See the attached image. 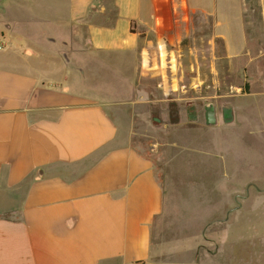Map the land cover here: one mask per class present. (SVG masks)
I'll use <instances>...</instances> for the list:
<instances>
[{"label":"crops","instance_id":"obj_1","mask_svg":"<svg viewBox=\"0 0 264 264\" xmlns=\"http://www.w3.org/2000/svg\"><path fill=\"white\" fill-rule=\"evenodd\" d=\"M98 1H0V264H181L153 253L164 192L129 139L133 114L198 87L205 65L256 71L242 0ZM197 117L221 177L232 137L264 144V91L204 103ZM257 158L251 170L264 171Z\"/></svg>","mask_w":264,"mask_h":264},{"label":"rangeland","instance_id":"obj_2","mask_svg":"<svg viewBox=\"0 0 264 264\" xmlns=\"http://www.w3.org/2000/svg\"><path fill=\"white\" fill-rule=\"evenodd\" d=\"M242 1L248 50L258 59L252 67L256 71L243 77L241 66L229 73L220 62L213 76L205 65V79L198 87L187 85L170 101L140 104L133 114L129 139L152 158L164 192L163 212L155 219L153 253L165 261L176 256L181 264H264V171H252L249 164L264 154V144L244 149L232 137L231 156L224 153L221 158L229 173L221 177L216 138L211 130L197 129L200 117L189 118L204 103H226L234 95L264 91V0ZM95 6L112 9L111 0H99ZM113 83L92 84L111 90ZM189 102L195 106L184 107ZM122 117L132 118L130 113ZM255 133L261 138L259 131Z\"/></svg>","mask_w":264,"mask_h":264},{"label":"built area","instance_id":"obj_3","mask_svg":"<svg viewBox=\"0 0 264 264\" xmlns=\"http://www.w3.org/2000/svg\"><path fill=\"white\" fill-rule=\"evenodd\" d=\"M2 49V45L0 44V50Z\"/></svg>","mask_w":264,"mask_h":264},{"label":"water","instance_id":"obj_4","mask_svg":"<svg viewBox=\"0 0 264 264\" xmlns=\"http://www.w3.org/2000/svg\"><path fill=\"white\" fill-rule=\"evenodd\" d=\"M1 1V0H0ZM211 107V106H210Z\"/></svg>","mask_w":264,"mask_h":264}]
</instances>
